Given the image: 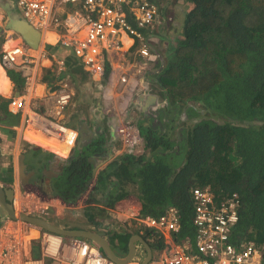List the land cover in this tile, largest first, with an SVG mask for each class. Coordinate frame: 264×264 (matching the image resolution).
Returning a JSON list of instances; mask_svg holds the SVG:
<instances>
[{"label":"trees","instance_id":"trees-1","mask_svg":"<svg viewBox=\"0 0 264 264\" xmlns=\"http://www.w3.org/2000/svg\"><path fill=\"white\" fill-rule=\"evenodd\" d=\"M185 1L190 7L181 15V29L150 79L163 96L160 108L169 127L139 124L144 152L110 161L96 174L85 208L68 211L82 212L81 219L96 226L94 210L102 212L97 206L111 209L131 196L141 216L158 218L172 207L180 224L172 238L184 245L195 235L190 191L209 186L218 201L239 194L230 241L253 242L264 258V0ZM7 76L19 88L18 75ZM3 113L9 115L5 102ZM106 140L99 135L58 160L52 196L65 206L78 203L93 177L91 158L101 159ZM25 149L31 163L54 161L39 149ZM125 237L121 248H127ZM110 245L114 248V238Z\"/></svg>","mask_w":264,"mask_h":264},{"label":"built area","instance_id":"built-area-1","mask_svg":"<svg viewBox=\"0 0 264 264\" xmlns=\"http://www.w3.org/2000/svg\"><path fill=\"white\" fill-rule=\"evenodd\" d=\"M47 2H50L49 6ZM64 3L74 4L78 15L63 23L53 19L54 25H62L63 31L67 32L61 42L72 47L81 63L97 70L101 69L99 60L103 61L106 55L120 49L121 34L143 43L138 29L150 27L155 15V8L145 2L138 4L135 11L131 0H15L24 17L36 21L37 25L43 23L38 16H44L49 8ZM127 7L130 13L126 12ZM91 46L95 47L92 56L88 53ZM140 53L148 56L143 45ZM24 56V48L14 46L2 51L0 63L7 70L16 68L23 72L28 63ZM120 80L124 81L123 78ZM32 92L26 89L25 94L13 99L9 104L11 111L23 115V127L34 130L33 134L72 147L77 134L56 121L69 96L60 95L56 100L47 97L44 100L47 111L39 113ZM122 125L118 131L121 140L126 147H132L138 142L136 130L128 120ZM190 199L195 230L192 243L187 241L179 245L172 239L180 229L175 208H167L159 218L145 216L141 220L143 227L164 244L148 264H264V258L253 242L242 240L235 246L230 241L238 221L239 194L232 193L218 201L209 186L195 187L190 191ZM46 260L49 264H113L85 240L65 238L19 220L0 219V264H46Z\"/></svg>","mask_w":264,"mask_h":264},{"label":"crops","instance_id":"crops-1","mask_svg":"<svg viewBox=\"0 0 264 264\" xmlns=\"http://www.w3.org/2000/svg\"><path fill=\"white\" fill-rule=\"evenodd\" d=\"M177 2L180 3L181 7H183L185 11H187V9L190 7V4L187 3L185 0H177ZM47 5L49 6L50 2H47ZM13 6H14L13 9L18 10L15 8L16 6L15 0H13ZM165 7L166 5L162 6L161 13H163L164 15L166 14V16H168L167 15L168 13L171 16V18L174 19V21L176 20L180 21L181 18L180 25L176 26V29H181V23H182L181 14L183 10L181 9L179 10L178 8L180 12L177 13V11L173 9L171 10L166 9L167 13H165V11L163 10ZM58 9L60 10V12L58 13V17L60 18L61 9L60 7H58ZM15 19H18V17H16L12 13V9L9 5L8 0H0V34L3 37L0 40V56L3 50L9 48L13 44L21 43V45L26 46V48H24L26 54L24 58H27L28 60L27 61L28 63L25 64L26 68L25 70H23V72H21L16 68L12 70L10 69L7 70L0 66V68L3 70L5 74L6 79L10 83L9 90L6 87H3V90H5V95L7 96H5L0 92V104L6 102L8 99H12L19 96L21 91H25V89L35 91V89L37 88L36 93L34 92L36 95L43 96L46 94L52 100H56L57 96L61 93L69 94L70 107L61 109L60 116L56 118V121L61 124L69 126L71 109L79 110L80 113L79 117H81V121H79L80 123L83 124L84 121L85 123H87L86 120H88L93 124H95L96 121V126H101L103 123L104 129L109 138H113L112 120L114 117L125 118L127 115H129L134 122L135 121L140 122V120L147 113L148 108L150 106L149 103L151 104V99H150L151 92L139 91L137 89L138 91L136 90V92L131 94V92L126 90L125 94L128 96L129 99V101L127 102L125 96H123V94H120L116 89V87L114 86V79L113 82L107 84V86H102V82H100L99 78L93 76V79L96 81L95 82L91 78V75H89V73L87 72L86 68H84L80 63L73 65V67H78L82 75L72 73L71 71L72 66H70L69 70H66L65 73H62L61 72L62 69L59 67V65H61L63 62L60 59H64L66 61L67 56L71 55V52L69 49L65 47H59L56 44L55 37L51 36L52 33H46V31H50L53 32L58 37L57 33L50 29L49 27L50 23H45L42 26V28L38 30L39 32L35 31L34 28L33 29L30 28L28 29V31H25V34L22 35L20 32L17 31L19 27H15V25L18 22L22 21L23 19L21 18L20 21H15ZM179 31L180 30H178V32ZM9 37L12 38V40H9L7 42V39ZM43 38L44 40H42ZM120 39L123 41L124 49L131 46L132 43L134 44V41L133 40L131 41L130 38H128L125 35H122ZM13 40L15 43L13 42ZM6 43L7 45L5 46ZM53 45L54 47L47 49V46H53ZM53 49L56 50L53 51ZM135 55H137V53ZM145 64L146 63L142 61L140 63H136L135 66L136 68L140 69L141 67L145 66ZM66 65H68V62H66ZM144 69H146V67L143 68V71H141V73H144L143 75L148 77L149 82L148 81L146 82L149 85L152 74L151 71H145ZM9 71H12L18 75L17 77H19V81H18L19 88L14 83V81L10 80L9 77L7 76V73ZM24 76H28V77L24 78ZM48 76L50 79L48 78ZM113 77L116 78V75H114ZM136 80H138V73ZM141 81L144 82V80L142 79ZM141 84L142 83L140 82L139 85ZM87 99H89L88 103H86V105L82 103L81 107L78 108V104H80L83 100H87ZM5 109H6V113H8L9 115L5 116L4 113L0 114V173L5 174V176H1V182L3 183H1L0 186L5 188L6 190H8V188L13 189V196L19 195L21 197V200H16L15 204L23 201L27 208L33 202H35L34 197L30 193H27L26 190L21 189L23 185L28 186L26 183L28 182L33 183L29 181V178L31 177V173L28 174L27 176L23 175L27 172L28 169H30L29 161L26 158H23L22 161L25 162L26 166L21 170H19L18 167H19V156H22L26 152L25 145L33 150H37V148L34 145H31L34 144L33 142H28V140H30L28 138H30V134L32 135V133H34V130L28 127H23V115L18 113H13L11 109H9L7 106ZM38 111L45 113L47 110H44L41 107H39ZM12 116L17 118V122L15 124H12L13 122ZM83 116H85V118H83ZM85 128L87 127L85 126V124H83L79 128V131H81L82 133H86L87 131ZM74 130H78V129H74ZM13 131H15L16 134L13 133ZM89 132L90 134L92 133L90 129ZM20 136H25L27 142L23 141V139ZM34 139H39V138L34 136ZM43 142L44 143L42 142L36 143L35 145H41L42 149L46 151V154H49L50 157H53L54 161L49 166H46V168L50 170L52 173L57 174L58 176V168L60 165L58 163L59 162L58 160H66L67 158H69L70 153L68 152V149L66 147L59 146L58 144L51 142V140L50 141L43 140ZM115 147H118V142H115L113 147L110 146V148L112 149L113 148L115 149ZM21 148L22 150L20 152ZM2 151L4 154L1 153ZM114 154L116 155L117 151H115ZM4 155L6 158L4 157ZM50 162L51 161L45 163L49 164ZM94 163L97 164V160ZM38 164H42V167L44 166V164L41 162H38ZM101 169L103 168H99L98 170ZM10 172L11 174H8ZM96 174L97 171L93 173L94 177H92L90 182L95 181ZM52 177L55 178L54 176H51V178ZM43 182L46 183V181ZM48 188L51 190V186H49ZM50 190L47 189L44 191L46 193L51 194ZM29 195L31 197H29ZM125 201L127 200L126 199L121 200L119 201L120 203L118 204L121 205ZM36 205L37 204H35V206ZM62 207L64 208L65 206L64 205L59 206V210H61ZM122 221H134V217L130 218L129 216H126L125 220L123 219L118 220V223L121 224ZM100 222H101L100 229L107 230L108 223L101 220ZM112 224L115 227L118 226V224L116 223H112ZM112 231L118 233L117 241L114 243L113 249L116 251V255H119L121 258H125L127 256L128 242L131 237L142 235V238L146 242L148 241L147 238H144L148 230L142 229L140 226L138 228H135V226H133L130 230L128 229L127 231L122 230L120 226V228H115ZM124 236H126L125 238L127 242V248L124 246H123L124 248H121L122 247L121 238ZM135 245H137V249L141 248L142 253H145V249L143 248L142 244H140L137 241ZM148 247L150 248V250L152 248L154 249L153 251L151 250L154 255L160 253L161 248L158 246L157 243H153L152 246L148 245ZM135 252L137 251L135 250ZM138 254L139 255L141 254L140 250L137 252V255L134 254L133 259L130 262L131 264H136V262L134 261L136 260V257L138 258Z\"/></svg>","mask_w":264,"mask_h":264},{"label":"clouds","instance_id":"clouds-1","mask_svg":"<svg viewBox=\"0 0 264 264\" xmlns=\"http://www.w3.org/2000/svg\"><path fill=\"white\" fill-rule=\"evenodd\" d=\"M132 4H134L135 6V11L137 9V5L142 3V2H145V3H148L149 5H152L154 8H155V15H154V20L152 22V25L150 27H147V28H144V29H138V31L141 33V36L143 37V43L140 42L138 39L136 38H132L128 35H125V34H121L120 37L122 35H125L127 36L128 38H130V40L134 41V44L131 46H129L128 48H125L124 49V45H123V41L119 38L120 42H121V46H120V49L118 51H115V52H112L108 55L105 56V59L103 61L99 60L100 63H101V69L100 70H97V69H92L91 67L89 66H86L84 65L83 63H81L79 61V59L75 56L74 52H73V49L72 47L70 46H66L64 44H62V40H64V36H67V32L66 31H63L62 29V25H54L53 24V19L56 18L58 19L61 23H63L66 19L70 18V17H73L75 18V14L78 15V13L76 12V7L74 4L72 3H64V4H60L59 6H54L52 9H48L47 12L45 14H43L44 16H38V19L43 22L41 25H37L36 24V21H30L28 20L26 17H24V15L22 14V12L18 9L19 13H20V16L21 18L23 19L22 21L26 24V25H29L32 29L34 28L35 31H38L42 28V26L45 24V23H50V29L53 30L54 32L57 33L58 35V39L56 40V44L59 46V47H65L67 49L70 50L71 52V55L73 56V58L76 60L77 63H80L84 68H86L87 72L89 73V75H91V78L93 79V76L94 77H98L100 82H102V86H107V84H110L111 82H113V79H114V86L116 88H121L123 86H126L124 91L121 93L120 91V94H124L125 98H126V101L128 102L129 99H128V96L125 94V91H129L132 93L136 92V90L138 89L139 90V83H144L141 81V78L138 77V80H135V81H131V79H127L125 80V78L127 77V73L131 70V69H136L135 73L137 75L138 73V76L141 74V71H143V68L141 67L140 69L139 68H136V63H140V62H145V63H148L149 61H154V62H158L157 64H159L160 62V58H163L160 54H158L157 52H155L151 46H149V40L151 38V35L153 34V31H154V25L156 23V19H158L157 15H159V8L162 6L160 1L159 0H131ZM170 2L172 4L176 3V1L174 0H170ZM58 7H60L61 9V17L59 18L58 17V13L60 12V10L58 9ZM126 12L130 13V10H129V7L125 8ZM159 13V14H158ZM20 17H18V19H15V21H20L21 20ZM164 20V19H163ZM133 22V21H132ZM133 24V23H132ZM54 26H60L58 28H55ZM135 27V25H133ZM178 30L180 29H174V34H176V32H178ZM39 32V31H38ZM1 35V34H0ZM71 34L69 35L68 34V37H70ZM150 36V38H149ZM149 38V39H148ZM173 40V39H171ZM142 45L145 47V49L147 50V53H148V56L145 57V56H142L141 53H140V50H141V47ZM169 45V44H168ZM14 46H17V47H23V48H26L25 45H21V43H16V45ZM12 46V47H14ZM48 47H54L53 46H47ZM11 48V47H9ZM8 49V48H7ZM167 49V48H166ZM166 51V50H165ZM137 53V55H135ZM135 55V57H134ZM128 58V59H127ZM157 58V59H156ZM130 60H133V61H129ZM62 60V64L59 65V67L62 69L61 72L62 73H65L66 70H69V67L68 65H66V61L64 59H60ZM0 62H1V56H0ZM59 64V63H58ZM156 64V65H157ZM0 66L3 68V66L1 65L0 63ZM160 65H157V68L155 69H152L151 70V74L153 75L158 67ZM69 72V71H68ZM71 74V73H70ZM107 75V76H106ZM110 75V76H109ZM116 75V78H114L113 76ZM145 77V80L149 82L148 80V77L147 76H144ZM143 77V78H144ZM123 78L124 81H121L120 79ZM94 80V79H93ZM95 81V80H94ZM131 81V82H130ZM96 82V81H95ZM151 83V82H150ZM151 86L154 87L156 89V92L158 93L157 96L161 95L159 89H157V87L151 83ZM155 89H153V91H155ZM137 90V91H138ZM26 91V89H25ZM25 91H21V93L19 94V96L15 97V98H19L21 95L25 94ZM119 92V91H118ZM33 94V100L36 99V104L38 105V108L41 107L42 109L45 110V102L44 100L48 97L46 94L43 95V96H38L34 93V90L32 92ZM60 95H68L69 96V100H70V95L69 94H64V93H61L59 94L57 97H59ZM157 96L155 97V93L153 92V94L150 95V98L151 101L152 100H156L157 99ZM15 98H12V99H8L6 102H5V108L6 106L10 109V102L15 99ZM50 99V98H49ZM152 104V103H151ZM163 104V105H162ZM164 106V102L161 100V104L159 105V107H162ZM66 107H70V104H69V101L63 105L62 109L63 108H66ZM153 105H151L149 108H148V111L150 108H152ZM37 108V109H38ZM158 108V106H157ZM147 111V112H148ZM37 112H39L37 110ZM39 113H43V112H39ZM20 114V113H18ZM147 115V113L145 114ZM144 115V117L140 120V122H134L129 115H127L125 118H122V117H114L113 120H112V129H113V138H109L108 135L106 134V131L104 129V124L102 123L101 126H96V121H95V124H92L93 126V129L91 130V134L89 132V129L86 128V133H81L79 130H74L72 128H70L69 126L67 125H64V124H61L63 127L71 130V131H74L76 134H77V139H76V142L74 143V145L72 147H66L68 149V152L71 154L72 150L76 147V146H83L86 142H91L93 139H95L97 136H104L107 140H106V149L105 151L101 154V159L97 160L96 158H91V160H93V162H95L97 160V164H95V169L93 171V173H95L97 171V173L100 171L98 170L99 168H104L110 161H112L113 159L117 158L118 156L120 155H123V154H142L144 151H143V145H142V138L140 137V133H139V124L140 125H143L146 127V124L148 121V119L146 118V116ZM129 121L130 124L133 126L134 130H136V133H137V136H138V142L136 144H134L132 147H126L122 140H121V135L119 134V129L122 128V123L125 122V121ZM143 120V121H142ZM95 126V127H94ZM97 130V131H96ZM13 133H15V131H13ZM16 134V133H15ZM34 136L39 138V139H34ZM23 141H26L27 140L25 139V136H20ZM43 140H47L45 139V137L39 135V134H33L32 135L30 134V140H28V142H33L34 144H31V145H34L37 149H39L40 151H42L43 153H46L45 150L42 149V146L41 145H35L36 143H39V142H43ZM47 141H50V140H47ZM53 142V141H51ZM115 142H118V147H115V149L113 148H110L114 146V143ZM55 143V142H53ZM49 144V143H48ZM57 144V143H55ZM82 144V145H81ZM59 146H65V145H61V144H58ZM12 149V148H11ZM9 149V150H11ZM22 148L20 149V152H21ZM115 151H117V154L115 155ZM19 152V153H20ZM3 153V151L1 152ZM4 154V153H3ZM23 154V153H22ZM69 154V156H70ZM23 158H26L28 160V157L23 154L22 155ZM5 157V155H4ZM6 158V157H5ZM38 160L34 161V163H31L29 161V168H33V167H37L42 170L44 169V173L46 175H48L49 173H51L50 170H48L46 168V166H43L42 167V164H38ZM26 165H25V162H23L22 160H20V156H19V170H21L22 168H24ZM27 168V167H26ZM102 170V169H101ZM49 172V173H48ZM8 174H11L8 173ZM34 174V173H32ZM24 175V174H23ZM1 176H5L4 173H0V184L3 183L1 182ZM58 177V176H57ZM94 177V176H93ZM95 182V181H94ZM94 182H90L89 181V187L86 191V193L80 198V200L78 201V203L75 205V206H65L57 197L55 196H52L51 194L49 193H46L44 190H47L46 186H44V183H43V186H41L39 189H36V188H33L31 186H22L21 189H24L27 191V193H30L33 197H34V201L33 202L34 204H32L31 206V210L28 209V207L26 208L25 206V203L23 201H21L20 203H17L15 204V201L16 200H21V197L19 195H16V196H13V189L11 188H8V190H12V198H11V205L12 207L14 208L15 210V213L18 215L19 213H25L26 215L28 216H33V217H36V218H42L43 220L47 221V222H50L54 225H56L55 223H53L52 221H49L45 216H42L40 215V211H39V208H37V205H41V206H46L48 208V210L52 211V208H50V203L54 202V203H57V205H60V206H65L68 208V210H75V211H80V210H83L85 208V205L86 204V201L88 199V195L90 194L91 192V189L92 187L94 186ZM11 183V182H10ZM49 196H51L49 198ZM132 197V196H131ZM18 198V199H17ZM127 199V198H126ZM137 201V200H136ZM63 205H62V204ZM35 204H37L35 206ZM140 205V204H139ZM64 207V208H65ZM99 210H102L104 211V213H108V211L110 209H104L103 207L99 206L97 207ZM113 209V208H111ZM0 213H1V216H0V219L1 220H7V219H10V218H7L5 217V215H3V213L1 212L0 210ZM101 213V212H100ZM36 214H39V215H36ZM109 215V214H108ZM4 216V217H3ZM145 216H141L140 215V211L137 212V214L134 216V221H122V223H118V219H117V222H116V218H112V223H116L118 224L117 227H115L112 223H108V229L105 230V229H100L98 227H93L92 224L91 226H89L88 229H84V230H91L93 232H96L98 233L99 235L103 236L104 238L107 239L109 245H110V239L111 238H114V243L117 241V235L118 233L117 232H113L112 230L115 229V228H122V230L124 231H127L128 229L130 230L133 226H135V228H138L139 226L142 228V229H145V227H143L142 223H141V220L144 218ZM151 217V216H149ZM132 218V217H131ZM153 218V217H152ZM159 218V217H158ZM10 220H19V221H22L20 219H10ZM24 222V221H22ZM27 223V222H25ZM97 223H101V222H97ZM128 223V224H126ZM30 224V223H28ZM32 225V224H31ZM34 226V225H33ZM58 226V224L56 225ZM180 226V224H179ZM36 227V226H35ZM112 227V228H111ZM39 228V227H37ZM87 228V227H86ZM65 229V228H64ZM74 229V228H72ZM79 229H83V228H79ZM94 229H97L98 231H95ZM43 230V229H41ZM105 230V231H103ZM57 235V234H56ZM116 235V236H114ZM177 235V234H176ZM139 236L140 238H142V235H137ZM153 236V235H152ZM80 239V238H78ZM152 239H154L155 243L159 242L158 240H156V238L153 236ZM173 239V238H172ZM82 240H85V239H82ZM143 240V238H142ZM86 242L92 244V246H94L95 248L98 249V251L101 253V255L103 257H105L108 261L112 262L113 264H116L114 263L113 261L109 260L101 251V249L94 245L93 243H91L90 241H87L85 240ZM174 241V240H173ZM175 242V241H174ZM160 243V242H159ZM176 243V242H175ZM161 244H162V241H161ZM164 244L161 245V248ZM255 245V244H254ZM111 247V245H110ZM112 248V247H111ZM113 252L116 254V251L112 248ZM135 250H137V245H135ZM151 251V250H150ZM135 254L137 255V252H135ZM143 257L142 255H140V258L137 259L136 257V260L134 262H136V264H140L143 260V258H145V253H143ZM155 255L152 253L151 251V259L150 261L152 260V258L154 257ZM118 258H121L119 255H117ZM123 259V258H121ZM149 261V262H150ZM148 262V263H149ZM147 263V264H148Z\"/></svg>","mask_w":264,"mask_h":264},{"label":"rangeland","instance_id":"rangeland-1","mask_svg":"<svg viewBox=\"0 0 264 264\" xmlns=\"http://www.w3.org/2000/svg\"><path fill=\"white\" fill-rule=\"evenodd\" d=\"M159 1H160L162 6L166 5V7L163 9L165 11V13H167V10H171V9L177 11V13L180 12L179 11L180 9L183 10L182 14L185 12V9L183 7H181L180 3H178L177 0H174V1H176V3H174V4H172L170 2V0H159ZM8 2H9V5H10V7L12 9V13L16 17H21L19 11L13 9L14 8L13 0H8ZM162 6L159 9H161ZM178 8H179V10H178ZM167 15L168 16H166V14H165V16H164L165 19L164 20H161L159 15H157L158 19H156V23L154 25L155 29L153 31V34L151 35V38L149 36V38H150L149 46H151L152 49L155 52H157L158 54H160L162 57L165 55V48L168 47V44L170 45V42L172 41L171 39H173V38L175 39L176 38L175 34H174V29H176V26L180 25V21H181V18H180V21L179 20L174 21V19H172L171 16L168 13H167ZM168 20H170V21H168ZM2 38L3 37L1 35L0 36V40ZM13 42H14V40H13ZM8 46H10V45H8ZM129 61H131V60L129 59ZM66 62H68V66H72V69H71L72 73H76L78 75H82L81 72H80V69L78 67H73V65H76L77 62L71 55L67 56ZM157 63L158 62L149 61L142 68L146 67V69H144L145 71H151L152 69L157 68V65H159ZM135 71H136V69H131L127 73V77L125 78V80L130 78L131 81H135L136 78H137V75H136ZM143 74L144 73H141L138 76L142 80H144V83H142L143 86H142V84L139 86V91L151 92V94H153V92H154L155 93V97H156L157 94H158L156 92V89L154 87L150 86V83L148 85V83L146 82L145 77H144ZM48 78H49V76H48ZM125 87L126 86H123L121 88H116V89L119 91V93H120V91L122 93L124 91ZM153 89H155V91H153ZM88 96H90V95H88ZM123 96H124V94H123ZM161 99H163L162 95L157 96V99L155 100L157 105L154 104V100H152V104H150V106L153 105V107L150 108L149 111L147 112L146 118L148 119V121L150 123H159L160 130H164L167 127H169V125H168V123L166 121V118H168V117H166V113H164V111H162V109L164 107L163 106H162L163 108L159 107V105L161 104ZM88 100L89 99L83 100L80 104H78V108L81 107L82 103L84 105H86V103H88ZM157 106H158V108H157ZM15 108L16 107L13 108V111H15ZM79 116H80L79 110L71 109L69 127L79 130V128L83 124H85V126L88 129L92 130L93 129V126H92L93 123H91L88 120H86L87 123H85V121H84V123L82 124V123L79 122V121H81V117H79ZM83 118H85V116H83ZM64 147H68V145L64 146ZM175 158H179V157L175 156ZM46 189L50 190L49 188H46ZM29 197H31V196L29 195ZM126 200L127 201L123 202V204H121V205L118 204L120 202L116 203L114 205L113 209H110L108 211V213H106V212L104 213V211H102L100 213V212H97V211L94 210L95 216L93 217V220L96 223V226H93V224H92V226L94 228L100 226L101 223H97L98 221L100 222V220L101 221H105L106 223H112V218H116L115 220L117 222V219L118 220H122V219L125 220L126 216H129L130 218L134 217L137 214V212H139L140 205H139V203L136 201V199L134 197L127 198ZM32 204H34V203H32ZM32 204L28 207L29 210H31ZM50 206H51L50 208H52V211L48 210V208L45 205L41 206V205L38 204L37 208H39L40 215L45 216L49 221H52L56 225L58 224V227L63 228L62 226H65V227H67L69 229H72V228L77 229V228L89 227L87 225V222H84L81 219L80 215H79L82 212H76V214H72L71 211H68L67 207H65V208L62 207V209L59 210V206L60 205H57V203H54V202L50 203ZM97 207H99V206H97ZM98 228H101V227H98ZM139 250H140V253H141L140 255H142V257H143L144 254L142 253L141 248H138L137 252ZM151 250L153 251L154 249L152 248ZM140 255L138 254V258H140ZM34 256H36V255H34ZM45 263L49 264V261L46 260ZM129 264H131V263H129Z\"/></svg>","mask_w":264,"mask_h":264},{"label":"water","instance_id":"water-1","mask_svg":"<svg viewBox=\"0 0 264 264\" xmlns=\"http://www.w3.org/2000/svg\"><path fill=\"white\" fill-rule=\"evenodd\" d=\"M14 27V25H13ZM15 27H19L17 30L22 35L25 34V31H28L31 27L26 25L23 21L18 22ZM33 41V40H32ZM30 42V41H28ZM86 129V128H85ZM81 132V131H80ZM82 133V132H81ZM23 159V156H20V160ZM49 173V172H48ZM48 176L56 177L57 174L49 173ZM51 196H49L50 198ZM11 198H12V190H6L2 186H0V210L5 215V217L10 219H20L24 222L30 223L40 229L45 231L57 234L59 236L65 238H80L90 241L94 245L98 246L102 253L111 261L116 264H126L130 263L133 259L135 254V243L138 241L142 244L143 248L145 249V258H143L140 264H147L151 259V251L148 245L140 238L139 236H133L130 238L128 242V253L127 256L123 259L118 258L117 255L113 252L112 248L110 247L108 241L103 236L99 235L96 232L91 230H84V229H64L60 228L50 222L43 220L42 218H36L33 216H28L25 213H19L18 215L15 213L14 208L11 205ZM4 217V216H3ZM135 238V239H134Z\"/></svg>","mask_w":264,"mask_h":264},{"label":"flooded vegetation","instance_id":"flooded-vegetation-1","mask_svg":"<svg viewBox=\"0 0 264 264\" xmlns=\"http://www.w3.org/2000/svg\"><path fill=\"white\" fill-rule=\"evenodd\" d=\"M150 99H152V98H150ZM151 103H152V101H151ZM149 105H150V103H149ZM96 119V118H95ZM95 127V126H94ZM97 131V130H96ZM44 169H42V170H40L39 168H38V166L35 168V167H33V168H30V169H28L27 170V172L24 174L25 176H27L28 174H30L31 173V177L29 178V181L30 182H33V183H26L28 186H31V187H33V188H36V189H39L40 188V186H43V183H44V186H46V187H49V186H51V184H52V182L50 181V180H52V179H55V178H57V177H55V178H51L50 176H48V175H46L44 172ZM32 173H34V174H32ZM43 181H46V183L45 182H43ZM43 182V183H42ZM63 228H65V229H68L67 227H65V226H62ZM145 236H146V238L148 239V241L146 242L144 239H143V241L147 244V245H152L153 243H155V241H154V239H152V232H150V231H148L146 234H145ZM158 245H162L161 243H157ZM137 251V250H136Z\"/></svg>","mask_w":264,"mask_h":264},{"label":"bare ground","instance_id":"bare-ground-1","mask_svg":"<svg viewBox=\"0 0 264 264\" xmlns=\"http://www.w3.org/2000/svg\"><path fill=\"white\" fill-rule=\"evenodd\" d=\"M45 32V31H44ZM46 33H52L51 34V36L53 37H55V40H57L58 38H57V36L53 33V32H50V31H46ZM44 34V33H43ZM43 36V35H42ZM11 37V36H10ZM8 38L7 39V42L9 41V40H12V38ZM42 40H44V38L42 39ZM55 42V41H54ZM54 42H51V43H54ZM7 45V43L5 44V46ZM14 45H16V44H13L12 46H14ZM4 46V47H5ZM12 46H10V47H12ZM95 50V47L94 46H91L90 48H89V50H88V53H89V55L90 56H92V54H91V52H92V50ZM2 69L0 68V92L2 93V94H4L5 95V90H3V87H6L8 90H9V88H10V83H9V81L6 79V77H5V75H4V72H3V70L1 71ZM37 89V88H36ZM36 89H35V93H36ZM5 96H7V95H5ZM16 105L17 104H15L14 105V107H16ZM13 107V108H14ZM15 112V111H14ZM33 132V131H32ZM26 138H28V137H26ZM28 139H30V138H28ZM30 236L31 237H34L35 235L34 234H30Z\"/></svg>","mask_w":264,"mask_h":264}]
</instances>
